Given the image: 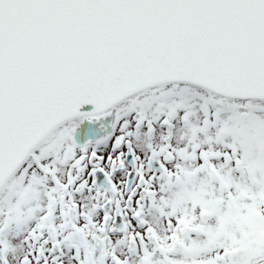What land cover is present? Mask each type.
<instances>
[{"label":"snow or ice","instance_id":"6c2138e0","mask_svg":"<svg viewBox=\"0 0 264 264\" xmlns=\"http://www.w3.org/2000/svg\"><path fill=\"white\" fill-rule=\"evenodd\" d=\"M0 264H264V0H0Z\"/></svg>","mask_w":264,"mask_h":264}]
</instances>
